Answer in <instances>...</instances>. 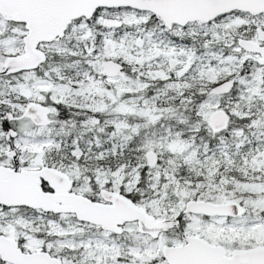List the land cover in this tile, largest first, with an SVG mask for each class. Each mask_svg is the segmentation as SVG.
Wrapping results in <instances>:
<instances>
[{"label": "snow or ice", "instance_id": "6c2138e0", "mask_svg": "<svg viewBox=\"0 0 264 264\" xmlns=\"http://www.w3.org/2000/svg\"><path fill=\"white\" fill-rule=\"evenodd\" d=\"M0 264H264V0H0Z\"/></svg>", "mask_w": 264, "mask_h": 264}]
</instances>
